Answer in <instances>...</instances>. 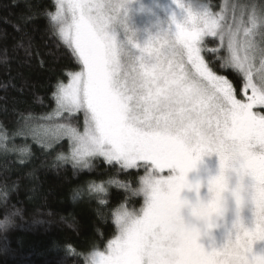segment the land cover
<instances>
[{
    "label": "snow or ice",
    "instance_id": "obj_1",
    "mask_svg": "<svg viewBox=\"0 0 264 264\" xmlns=\"http://www.w3.org/2000/svg\"><path fill=\"white\" fill-rule=\"evenodd\" d=\"M130 2L55 0L56 11L49 14L60 40L81 65L54 93L57 115L81 110L85 114L83 133L67 128L74 140L72 159L89 168L90 159L101 156L124 169L143 167L148 176L149 169H176L172 195L185 185L187 172L200 156L216 151L223 164L227 148L251 178L257 209L264 216V114L253 111L264 107V47L256 42L258 34L264 35V12L253 8L245 21L244 11L238 17L233 7L229 24L227 5L214 14L174 0L186 12L183 22L173 16L175 30L149 37L143 46L129 37L139 50L133 55L118 42L113 27L119 23L129 31L125 6ZM205 37L218 38L220 48L226 49L227 55L218 57L223 60L220 67L234 68L243 76L246 101L237 99L232 83L206 62L201 54ZM138 112L155 114L156 123L143 125ZM95 191L106 189L95 186ZM151 191L144 219L111 240L107 251L95 252L97 264H247L242 246L209 253L195 237L178 249L146 250L144 235L166 199L158 188ZM126 207L116 210L115 220ZM258 227L264 228V219Z\"/></svg>",
    "mask_w": 264,
    "mask_h": 264
},
{
    "label": "trees",
    "instance_id": "obj_2",
    "mask_svg": "<svg viewBox=\"0 0 264 264\" xmlns=\"http://www.w3.org/2000/svg\"><path fill=\"white\" fill-rule=\"evenodd\" d=\"M202 1L217 10L224 4ZM55 11V0H0V189L10 193L9 204L22 206L29 217L8 234L0 264H86L88 255L105 249L117 235L116 210L143 204V197L127 200V189L120 186L134 184L145 174L143 167L124 169L96 157L84 168L60 157L68 153V140L53 145L48 134L41 137L39 130L47 133V124L55 120L57 84L81 69L59 38L49 15ZM205 58L246 101L243 76L220 67L223 62L211 52ZM253 111L264 114V107ZM55 121L82 130L85 114ZM95 186L106 191L97 192ZM34 217L40 221L34 223Z\"/></svg>",
    "mask_w": 264,
    "mask_h": 264
},
{
    "label": "clouds",
    "instance_id": "obj_3",
    "mask_svg": "<svg viewBox=\"0 0 264 264\" xmlns=\"http://www.w3.org/2000/svg\"><path fill=\"white\" fill-rule=\"evenodd\" d=\"M137 118L143 125L156 123L155 114L145 115L143 112L137 113ZM213 154L219 157V167L215 174L207 166L204 157H211ZM226 160L222 164L220 155L216 151L203 154L196 161L193 167L186 174V183L174 194L170 182L179 175L178 170H173L171 174L165 175V171H158L155 175L144 174L137 178L133 184L129 182L123 185L127 189L126 199L135 200L143 197V206L140 208L126 207L121 209L120 219L115 220V227L119 234L134 226L144 219V215L152 204L153 187L158 188L165 196V203L158 213L157 219L151 224L144 235L146 250L153 247L163 251H170L184 246V244L195 237L200 243L202 237L208 236L212 239L213 231L224 226L228 213H233L235 220L232 229L229 230L227 242L219 249L213 248L209 253H218L226 249H235L242 246V256L247 264H264V254H257L253 246L258 241H264V228L258 224L264 219L256 206V188L251 183H247L249 176L241 168L237 167L235 155L225 149ZM201 166L208 173L207 177L199 175ZM197 172L194 179L189 178V174ZM178 173V174H177ZM206 189V191H204ZM191 195H185V193ZM10 193L6 189H0V254L6 251L5 244L8 234L15 230L21 222H27L29 217L25 215V209L16 204H9ZM251 204L254 206L255 227L248 228L244 222L243 212ZM34 223L39 222V218H31ZM234 231V238L232 232ZM250 232L253 235L246 236ZM98 257L91 254L87 258V264H97Z\"/></svg>",
    "mask_w": 264,
    "mask_h": 264
},
{
    "label": "rangeland",
    "instance_id": "obj_4",
    "mask_svg": "<svg viewBox=\"0 0 264 264\" xmlns=\"http://www.w3.org/2000/svg\"><path fill=\"white\" fill-rule=\"evenodd\" d=\"M243 1H246V2H243ZM181 2L184 3L186 7L188 5H191L192 8L198 11H203L207 8L214 14L221 13L225 9V6L227 5L228 11L225 13V15H226V22L229 24L232 23V8L233 7L236 9L238 17H239L240 11L241 10L244 11L245 21L248 20V15L251 13L253 8H255L258 13L264 12V0H259L258 2L250 1V0H224V4H222V7L218 10L212 8L210 4L202 0H181ZM125 7H126L125 22L127 24L129 31L126 32L124 28L121 26V24L119 23L115 24L113 27L115 29V34H116L118 42L123 45V47L125 48L127 52L133 55L138 54L139 50L135 48L133 44H130L128 42L129 37H131L132 41L135 44H139L143 46L144 43L149 39V37H154V36H157L158 34H162L163 32H167L169 31L170 28L174 31L175 24L172 23L173 16H175L177 22H183L184 17L186 16V12L183 9H181L174 2V0H131V2L127 3ZM55 26L58 32L57 25L55 24ZM256 42L260 47H264V35L258 34L256 36ZM203 47L205 51H203L201 54L204 56V58L207 52H211L214 55L215 61L223 62V60H219L218 57H224L227 55L226 49L220 48V41L216 37H205L203 41ZM218 48H219V52L213 51V49H218ZM258 63L259 61H257V64ZM78 112H83V110L78 111ZM78 112H72V113L62 112L60 115H57V106H56L55 111L53 112L54 115L52 114L53 115L52 119L56 120L57 118H60L65 115H68L71 117L72 115H76ZM55 120L47 124L48 125L47 133H45L42 130H39V132H41V134L43 135L41 137L44 138L45 136H47L46 134H48L49 135L48 139L49 141L52 142L53 145H56L58 142L62 140H65V139L68 140L69 145H70L67 151L68 153H62L60 157L61 158L63 157L62 158L63 160H70V161L75 162L72 159V153L74 149V140L71 137L70 133L67 131V128L70 127V128L76 129L80 133H83L86 127V122H85V125H83L84 126L83 129L78 130L72 125L60 124L59 122H56ZM45 125L46 124H43L42 126H45ZM56 131H59V132L57 133ZM96 157H101V156H96ZM96 157H93V158H96ZM93 158H91L90 161ZM204 160L207 166L211 169L212 174H215L218 171V167H219V157L213 154L211 157H208V156L204 157ZM154 174L159 175V173L157 174L154 173ZM169 174L171 173H167L165 175H169ZM189 175H191V179H194L198 175V173L192 172ZM199 175L205 178L207 177L208 173L204 171V166H201V171L199 172ZM246 182L251 184L252 183L251 178L250 177L247 178ZM204 191H206V189ZM143 201H144V198H143ZM142 206L143 204L141 205V207ZM253 213H254V206L251 204H249L248 207L243 212L244 222L246 226L250 229L255 227V216ZM234 220H235L234 214L231 212L228 213L226 216L227 223L224 226L218 229H215L213 231L214 239L208 236H205L201 238L200 243L208 251H211L213 248H216V249L221 248L227 242L229 238V230L232 229V223ZM118 234L119 232L117 233V235ZM234 235L235 233L233 231L232 232L233 238H234ZM116 236L113 239H115ZM108 244L106 245L105 249L95 250L91 254H94L95 252L107 251ZM253 250L257 254H264V241L256 242L253 246Z\"/></svg>",
    "mask_w": 264,
    "mask_h": 264
},
{
    "label": "flooded vegetation",
    "instance_id": "obj_5",
    "mask_svg": "<svg viewBox=\"0 0 264 264\" xmlns=\"http://www.w3.org/2000/svg\"><path fill=\"white\" fill-rule=\"evenodd\" d=\"M189 178L191 179V175H189ZM185 195H191V194H189V193L186 192Z\"/></svg>",
    "mask_w": 264,
    "mask_h": 264
}]
</instances>
